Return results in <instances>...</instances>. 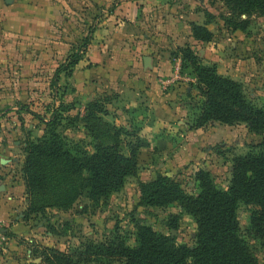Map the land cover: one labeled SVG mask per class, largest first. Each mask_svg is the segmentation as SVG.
<instances>
[{
  "label": "rangeland",
  "instance_id": "rangeland-1",
  "mask_svg": "<svg viewBox=\"0 0 264 264\" xmlns=\"http://www.w3.org/2000/svg\"><path fill=\"white\" fill-rule=\"evenodd\" d=\"M116 2L118 1L16 0L10 6L6 5L5 0L0 3V117L5 116L0 121V144H10L21 151L18 154L22 156V167L28 140L41 138L45 127L30 114L24 111L19 113L17 107L33 102L32 104H38L35 111L42 112L41 104L52 99L53 91L57 98H62L70 107L69 115L79 117L75 128L68 130L66 135L72 141L83 142L86 150L93 152L91 145L94 140L85 129L83 118L93 101L101 102L108 112L106 116H101L99 122L93 121L97 131L104 132L103 127L108 125L109 128L125 129L121 141L126 154L129 151L124 144L136 141L128 136L130 133L141 138L145 145L138 152L136 176L129 178L124 187L107 200L94 205L85 193L68 212L51 209L45 214L28 219L32 230L41 229L43 233H40L42 238L36 239L38 243L27 242L26 245L31 252L33 264H41L40 257L34 253L38 246L67 252L79 247L84 241L101 243L110 239L117 226L122 230L129 246H135L136 243V224L146 225L160 234L171 236L178 244L192 246L196 235V224L192 217L177 205L167 208L140 206L141 184L162 175L178 182L188 194H195L199 187L196 175L199 171H206L219 187L226 189L231 179L233 160L245 155L251 147L264 140V136L250 133L244 125L225 126L218 123L192 130V107L200 101V97L194 88L196 80L190 69L183 70L180 67L176 84L171 85L173 89L182 90L177 104L183 103L181 108L187 111L183 118L185 124L178 125L175 122L173 127L156 126V130L145 131L141 116H137V123H133L135 117L131 114L137 109L130 112L126 105L122 106V94L127 96V91L132 89L128 87L124 91L126 86L121 87V90L108 81L97 83L98 78L104 79L98 72L91 74L97 76L91 77L89 73L82 78L75 77V74L87 70L86 68H79L71 76L63 73L57 88H54L52 83L56 70L82 49L85 40L90 35L93 36L95 28L104 20L106 13H111V7ZM176 4L175 13H178V17L181 13L197 16H189L188 20L184 18L187 26L190 25L192 29L193 24L203 20L204 23L198 25H209L215 38L211 43L191 44L188 42V32L183 33L187 37L181 42V46L171 44V56L177 54L178 48L191 46L203 63L214 65L219 74L242 83L255 104L264 108V17L253 16L246 30L232 32L224 21L228 19L230 12L221 0H186V3L181 1ZM144 8L145 5H142L140 13H145ZM185 29L188 31V27ZM91 31L93 33L90 34ZM109 52L115 53L116 50ZM148 61L150 58L146 57L145 64ZM138 63V66L127 67L120 78L132 73L128 68L139 70L141 61ZM134 74L137 76L139 72ZM119 82L121 85L125 81ZM93 93L95 95L92 98ZM8 109L12 110L7 111ZM116 110L127 113L128 124L118 122L120 119ZM6 120L12 121L6 124ZM199 130L202 132L198 137L190 140V132L196 134ZM103 136L102 140L106 143L114 140L112 130ZM204 141L207 143L204 144ZM0 187L4 188L3 191L6 190L1 176ZM174 217H177L176 221ZM250 219L249 208L240 206L238 220L241 234L252 247L259 263L263 264L264 239L257 240L249 236ZM40 241L47 244L44 246ZM4 254L5 249L0 248V257ZM25 256L27 257L26 253ZM112 264L123 263L115 261Z\"/></svg>",
  "mask_w": 264,
  "mask_h": 264
},
{
  "label": "trees",
  "instance_id": "trees-1",
  "mask_svg": "<svg viewBox=\"0 0 264 264\" xmlns=\"http://www.w3.org/2000/svg\"><path fill=\"white\" fill-rule=\"evenodd\" d=\"M221 1L230 12L224 21L232 32L246 30L253 16L264 17V0ZM191 33L199 43H211L215 38L207 24H193ZM91 40L90 35L82 49L56 70L54 88L61 74L71 76L79 68L92 67L85 59ZM172 57L180 58L182 69H190L196 80L194 88L200 101L192 107V130L220 123L244 125L250 133L264 136V108L255 104L242 83L219 74L214 65L203 63L191 46L178 48ZM53 92L52 99L41 104L42 112L35 111L38 104L33 102L17 107L19 113L30 114L45 127L44 135L28 140L25 150L22 175L28 202L26 219L51 209L68 212L85 193L94 205H99L136 176L138 152L145 146L137 135L126 133L136 140L124 144L129 151L126 154L121 141L125 129L108 125L103 127L104 132L97 131L93 121L99 122L108 112L101 102L93 101L83 118L85 129L94 140L93 152L86 150L83 142L72 141L66 135L75 128L79 117L69 115L70 107ZM110 130L114 140L106 143L103 134ZM196 178L199 187L195 194H188L178 182L162 175L140 186V206L177 205L192 217L196 224L192 246L178 244L171 236L136 224L135 246L128 245L117 226L111 238L101 243L84 241L67 252L38 246L34 253L41 264H260L241 234L238 210L240 206L249 208V236L264 239V140L233 160L226 189L219 187L209 172L199 171Z\"/></svg>",
  "mask_w": 264,
  "mask_h": 264
},
{
  "label": "crops",
  "instance_id": "crops-1",
  "mask_svg": "<svg viewBox=\"0 0 264 264\" xmlns=\"http://www.w3.org/2000/svg\"><path fill=\"white\" fill-rule=\"evenodd\" d=\"M15 1L13 0L12 3ZM110 1L115 0H108ZM117 1L111 7V13H106L104 20L98 24L91 37L92 44L85 59L92 64V67L78 72L75 77L82 78L86 74L90 73L91 76L92 73L98 72L104 76V79L98 78L97 83L108 81L119 89L126 86L124 91L130 87L132 90L127 91V96L124 94L121 96L124 100L122 106L126 105L130 112H134L132 109H137L131 114L135 117L133 123H137V116H141L145 131L156 130V126L173 127L175 122L178 125L185 124L183 118L187 111L181 108L183 103L177 104L182 90L171 87L176 84V78L180 74L178 70L180 67L182 69L181 59H174L170 50L171 44L181 46V42L187 37L183 33L187 34V32L188 42L198 44L191 37L190 25L187 26L184 20V18L188 20L189 16L190 18L197 16L181 13L178 17V13H175L176 3L181 1L186 3V0ZM6 5L11 4L6 3ZM142 5H145V13L139 11ZM198 20L201 21V19ZM201 23H204L203 20L198 24ZM185 27H188V31ZM207 27L211 31L210 26ZM114 50H116L115 53L109 52ZM146 57L150 58L147 64H145ZM139 61L142 68L140 67L139 70L128 68V71L132 73L120 78L127 71V67L138 66ZM135 72H139V75L136 76ZM120 80L125 82L119 85ZM105 86L108 85L105 84ZM94 95L95 93L92 98ZM9 110L12 109L7 111ZM116 111L120 119L118 122L128 124L126 123L127 113L121 110ZM3 119L5 116L0 118V121ZM12 120H6L5 123L9 124ZM201 132V130L196 134L190 132L189 139L198 137ZM205 143L207 142L204 141ZM18 152L21 153L10 144L9 146L0 144V176L3 177L6 187V190L0 193V248L5 249L4 256L0 257V264H33L31 252L26 245L27 242L38 243L36 239L42 238L41 234H43L41 229L32 230L29 226L30 220L25 219L27 195L22 178V156H19ZM40 244L47 243L40 241Z\"/></svg>",
  "mask_w": 264,
  "mask_h": 264
},
{
  "label": "water",
  "instance_id": "water-1",
  "mask_svg": "<svg viewBox=\"0 0 264 264\" xmlns=\"http://www.w3.org/2000/svg\"><path fill=\"white\" fill-rule=\"evenodd\" d=\"M13 2V0H6L7 4H11ZM4 190L3 187H0V192H2Z\"/></svg>",
  "mask_w": 264,
  "mask_h": 264
}]
</instances>
